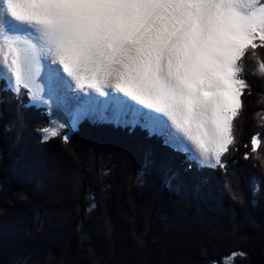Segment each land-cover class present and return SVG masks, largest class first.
I'll list each match as a JSON object with an SVG mask.
<instances>
[{"label":"trees","instance_id":"16d2710c","mask_svg":"<svg viewBox=\"0 0 264 264\" xmlns=\"http://www.w3.org/2000/svg\"><path fill=\"white\" fill-rule=\"evenodd\" d=\"M256 53L243 59L249 87L220 165L141 126L84 119L44 136L48 114L0 83V264H264Z\"/></svg>","mask_w":264,"mask_h":264},{"label":"snow or ice","instance_id":"6c2138e0","mask_svg":"<svg viewBox=\"0 0 264 264\" xmlns=\"http://www.w3.org/2000/svg\"><path fill=\"white\" fill-rule=\"evenodd\" d=\"M257 48L264 0H0V83L35 98L46 87L53 104L69 102L73 85L122 94L105 102L113 122H143L178 151L217 165L236 144L234 119L249 87L243 59ZM258 70L264 75V59ZM262 144L253 135L251 153Z\"/></svg>","mask_w":264,"mask_h":264},{"label":"rangeland","instance_id":"374dc122","mask_svg":"<svg viewBox=\"0 0 264 264\" xmlns=\"http://www.w3.org/2000/svg\"><path fill=\"white\" fill-rule=\"evenodd\" d=\"M44 63H45L44 72H46L47 71V65L49 62L45 61ZM40 83L42 85L45 84V80L43 79V73H42ZM8 86H9V84H8ZM9 88L13 89L10 86H9ZM77 92H80V97H81L80 99H76V93ZM38 96L40 98H35L32 94L29 93V97L31 100H30V102H28V104L38 106L39 108L43 109L48 114L47 116L49 118V126L43 132L44 136H48L49 134H51L52 130H58L59 127H61V125H63V127H61V128L66 127L68 124V120H67L69 118L68 116H71L74 112H76V110L82 111V107H83L82 104H85V102L83 103V101L89 100L90 97L96 98L95 103H92L89 100L90 104H86V108L89 111V113L91 114V115H89L90 121H95L96 119L94 117L96 115L97 116L101 115V113H99V115H98V112H96V110H98V109L102 110L103 114L106 113L105 116H101V117H107V119L109 120L110 114L105 111V105L104 104L106 101H110V97L119 96L120 99H127V98L123 97L122 94H117V93H114L111 91H109L108 96H99L98 94H96L94 91H91V90L81 92L80 90L75 89V85H73L72 99L67 103L64 102V99L62 97L60 99H58L55 104H53L51 101H48L47 88L46 87H45V92L38 94ZM45 101H48V102H45ZM138 107H142V106L138 105ZM68 131H69V129H68ZM163 139L165 140L164 137H163ZM167 145H169V144H167ZM109 151H113V150L109 149ZM104 153H106V152H104ZM193 160L198 165H201V166L202 165L211 166L215 162L214 159L211 161H205L203 158L199 157L198 155Z\"/></svg>","mask_w":264,"mask_h":264},{"label":"clouds","instance_id":"9594fccd","mask_svg":"<svg viewBox=\"0 0 264 264\" xmlns=\"http://www.w3.org/2000/svg\"><path fill=\"white\" fill-rule=\"evenodd\" d=\"M36 107H37V106H36ZM68 117H69V116H68ZM67 120H68V124H67V126H66V127H68V126H69V124L71 123V119H69V118H68ZM73 120H75V119H73ZM60 128H61V127H59V129H60ZM59 129H58V130H59Z\"/></svg>","mask_w":264,"mask_h":264},{"label":"bare ground","instance_id":"6f19581e","mask_svg":"<svg viewBox=\"0 0 264 264\" xmlns=\"http://www.w3.org/2000/svg\"><path fill=\"white\" fill-rule=\"evenodd\" d=\"M73 232V231H72ZM167 261V260H166Z\"/></svg>","mask_w":264,"mask_h":264}]
</instances>
